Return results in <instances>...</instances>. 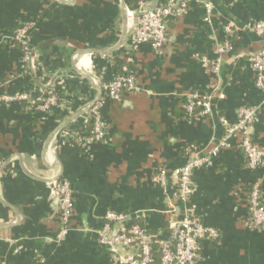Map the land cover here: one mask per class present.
<instances>
[{"label": "crops", "instance_id": "obj_1", "mask_svg": "<svg viewBox=\"0 0 264 264\" xmlns=\"http://www.w3.org/2000/svg\"><path fill=\"white\" fill-rule=\"evenodd\" d=\"M165 1L0 0L2 92L38 96L54 85L62 97L54 115L0 103V264H125L98 243L95 229L106 212H125L149 233L167 236L186 206L176 187L188 150L218 147L226 134L222 118L235 122L242 107L256 110L252 136L264 149V90L249 61L264 46L254 29L264 26V0H188L186 12L168 20L161 52L147 43L129 50L136 13ZM25 18L36 21L28 73L12 39ZM226 39L232 48L215 71ZM116 63L128 66L140 90L106 102L107 140L87 144L91 105L116 75ZM196 90L214 95L212 114L187 117L184 96ZM231 143L193 174L187 205L221 234L202 243L195 264H264V229L247 224L255 184L264 204V166L250 169L239 136ZM59 180L70 183L74 198L63 239Z\"/></svg>", "mask_w": 264, "mask_h": 264}, {"label": "built area", "instance_id": "obj_2", "mask_svg": "<svg viewBox=\"0 0 264 264\" xmlns=\"http://www.w3.org/2000/svg\"><path fill=\"white\" fill-rule=\"evenodd\" d=\"M237 1V0H233ZM188 0H166L153 9H144L136 13L130 30L127 47L131 51H138L143 44H150L152 48L161 52L169 40L168 20L182 16L187 9ZM211 12L212 4H207ZM36 21H25L16 27L12 39L20 45L24 72L32 69V41L31 35ZM259 34H264L262 24H254ZM228 35L232 34L230 27L226 28ZM232 48L229 39L219 43L213 70L217 71L222 56ZM249 61L256 72L257 85L264 90V46L249 57ZM12 77L11 79H13ZM0 84V103L27 102L28 108L35 106L47 115H54L59 109V88L51 85L41 91L38 96L32 91L2 92ZM103 93L91 105L89 116L91 127L85 133V142L91 144L107 140L108 121L103 115V107L108 100L120 101L125 92H138L136 77L127 65H123L119 72L108 81L102 83ZM183 108L187 117L199 112L210 115L214 108V95L200 90L187 93ZM256 119V110L252 107H242L238 111L237 120L229 123L222 118L226 134L218 147L208 153L205 149L192 146L188 150L189 160L177 170V192L183 203L184 213L171 223L170 233L161 237L149 233L143 226L133 223L129 214L125 212H106L102 224L95 229L98 243L105 247L114 262L125 264H195L200 257L201 245L204 241H217L220 238L218 229L206 226L194 209L187 205L194 192L193 174L196 168L209 163V155L215 154L223 147H230L233 138L239 136L240 147L247 159L250 169L264 166V149H261L252 136V126ZM2 162L0 161V166ZM165 171L160 170L158 180L164 183ZM57 196L58 210L61 220L59 238H64L71 228L73 215V191L67 180H59L54 184ZM249 217L247 224L251 229H264V204L259 184H255L249 193Z\"/></svg>", "mask_w": 264, "mask_h": 264}, {"label": "trees", "instance_id": "obj_3", "mask_svg": "<svg viewBox=\"0 0 264 264\" xmlns=\"http://www.w3.org/2000/svg\"><path fill=\"white\" fill-rule=\"evenodd\" d=\"M27 20H30V18H25V19H23V20H21V22H19L18 23V25H17V27L18 26H20L21 24H23L25 21H27ZM14 47L16 48V49H19L20 51H21V49H20V45L18 44V43H15L14 44ZM122 65H120L119 63H116L115 64V67H116V69H117V72H119L120 71V67H121ZM59 96H60V99L62 98L61 97V92H59ZM21 103V105H22V107L23 108H28V104H27V102H24V101H22V102H20ZM28 112H30V113H32V114H34V115H39L40 114V111L38 110V109H36V107L35 106H32L31 107V109H29V111ZM59 112V111H58ZM184 112H185V110H184ZM132 221L135 223V222H137V221H139V219H132Z\"/></svg>", "mask_w": 264, "mask_h": 264}]
</instances>
